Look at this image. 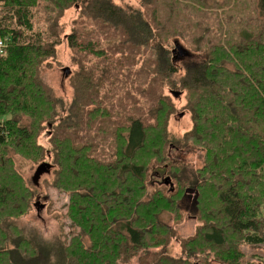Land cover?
<instances>
[{
	"label": "trees",
	"instance_id": "obj_1",
	"mask_svg": "<svg viewBox=\"0 0 264 264\" xmlns=\"http://www.w3.org/2000/svg\"><path fill=\"white\" fill-rule=\"evenodd\" d=\"M38 1L0 0V39H8V47L0 55V264H130L149 242L162 241L158 234L172 231L160 215L164 210H177V201L185 190L198 195L200 216L205 221L197 228L194 242L213 248L215 262L244 264L238 242L264 244V233L260 231L264 208V128L255 129L264 126V0H255L256 22L261 21L256 29H242L243 19L237 16L242 19L236 25L242 29L238 33L242 42L215 46V56L207 53L205 60H191L181 67L175 64L167 41L174 36H191L187 10L191 0H185L182 8L177 0H141L148 6L165 9L163 16H151L153 23L141 11L120 7L111 0H91L83 7L85 15L109 24L114 35L116 28L122 29V39L114 43L119 47L116 52L151 47L148 57L152 61L141 67L145 82L131 81L134 87H144L145 105L140 114V91L135 100L132 87L123 98L118 97L116 87H110L118 80L120 63L113 64L110 59L99 79L93 74L87 77L83 70H70L67 78L76 79L72 84L77 96L65 122L56 117L60 103L38 74L40 64L53 51L47 46L45 31L37 33L33 29L30 9ZM71 1L74 0H51L60 12ZM177 9L185 19L180 21ZM198 28L203 33L214 29L209 24H199ZM78 39L73 33L67 36L72 48L79 46ZM104 52L108 51L91 53L100 57ZM179 68L184 73L177 80ZM79 82L81 92L76 88ZM165 85L179 95L191 92L193 127L185 138L187 142L199 143L207 151L209 162L197 174L187 163L179 162V167L176 162L164 164L161 184L169 186L171 195L158 190L157 184L149 190L151 168L147 163L149 157L151 164L162 159L165 128L173 114V108L167 106ZM92 86L105 90L107 95L99 102L91 98ZM80 98L87 101L80 103ZM97 114L102 117L100 127L93 123L94 129L100 128L97 138L111 140L110 130L103 128L117 125L116 147L108 154L98 152L94 142L75 143L79 140L76 132L67 133L69 129L90 128L87 125ZM25 118L30 119L29 124ZM113 118L118 122H113ZM44 122L49 135H57L51 138L59 167L52 188L70 193L68 216L75 232L69 236L64 232L65 236L45 238L36 230L25 231L21 225L36 201L31 202L32 190L14 169L13 159L14 155L27 153L41 155L43 146H39L37 137L43 132ZM248 128H254L253 132ZM176 145L181 149L187 143ZM50 157L52 149L47 154ZM210 169L212 174L208 175ZM152 264L194 262L190 257L173 259L161 255Z\"/></svg>",
	"mask_w": 264,
	"mask_h": 264
},
{
	"label": "rangeland",
	"instance_id": "obj_2",
	"mask_svg": "<svg viewBox=\"0 0 264 264\" xmlns=\"http://www.w3.org/2000/svg\"><path fill=\"white\" fill-rule=\"evenodd\" d=\"M90 1L91 0L71 1L66 10L60 12L54 7L51 0H39L37 4L30 9L33 17L34 32L39 33L45 31L47 46L50 50H53L51 56L44 59L40 64V71L38 74L43 85L53 94L56 101L60 103L57 104L60 108L58 109V115H56V117L58 116L62 122L66 121L68 113L73 112L72 100L77 96L72 84L73 81L76 82V79H68L67 76L69 74L64 78V68H69L72 72H80L83 70L84 72L82 74H87V77L93 74V78L99 79L102 75V68L108 66L107 60L112 59L113 64L120 62L117 70L119 73L118 80H115L110 87H116L119 92L118 97L122 96V98L123 94L128 92L127 89L132 87L134 89L133 96L135 100H137L140 91L142 99V109L139 110L140 114L143 112V106L145 105L144 96L142 95L144 87L141 86L140 89L138 85L134 87L131 81H137L138 84L145 82L144 78L141 77V67H143L147 61H152L148 57V53L152 51L151 47L141 49L128 48L129 51L122 54L116 52L119 47L114 45V43L122 39V29L116 28V34L114 35V30L109 24L105 23L103 20L99 21L98 19H93L85 15L83 7ZM111 1L120 7L143 12V16L147 18L149 22H152L151 16L153 17L155 14L156 16H163L165 11V9L161 10V6L159 5H157V7L153 5L148 6L145 2L142 3L141 0ZM191 1L193 3L187 9L191 16V21L188 25L191 36L180 38L174 36L167 41V44L170 43L169 48H172L175 64L180 67L191 60H205L207 53L211 56H215V52L213 51L215 46L229 47L233 43L242 42L238 33L243 28H251V30L256 29L261 22H256L254 14L255 0ZM177 3L182 8L185 5V0H177ZM85 7L87 8V6ZM177 12L180 15V21L186 18L180 9H177ZM237 16H241L243 19L244 25L242 29L236 26L237 23H241L242 20L237 18ZM251 19H253V21H251ZM56 23H58L57 27ZM199 24H209L214 29L209 33H203L199 31ZM18 30H21V32L25 31L24 29ZM71 33L79 37V46L76 48H72L67 41V36ZM198 36H206L207 39L202 40L199 39ZM54 42L57 43L54 44ZM162 42L166 44L165 41ZM90 43L95 44V47L88 46ZM175 43L177 44L176 46ZM99 50H107L108 52L102 53L100 57L91 53L92 51L97 52ZM173 50H175V52H173ZM113 52H115V55L112 54ZM105 55L108 57L107 59L104 58ZM239 62L241 63V60ZM131 71L132 73L129 77ZM183 73L184 70L179 68L176 79L178 80ZM81 86V82H79L76 87L80 92ZM110 87H106V89ZM172 91L170 92L168 86L164 87V93L169 99L167 106L173 108V114L170 116L165 128L167 137L164 135L162 144L163 157L161 160H153L152 164L150 163L152 158L149 157L147 159V163L150 165L149 168H151L150 170L148 169V175L150 174L148 179L149 190L154 189V186L157 184L158 190L166 195H171L172 193L168 194L169 186L161 184L164 177V168H162L164 164L176 162L177 165L175 166L179 167V162L187 163V166H190V170L196 174L209 165L207 161V151L199 143L193 140L187 142L185 138L186 134L193 127L191 109H189L191 92L184 91L182 94L174 96ZM106 93L105 90H98V88L92 86L90 97L97 99L99 102L100 98L107 95ZM95 96H97V98H95ZM83 101L86 102L87 98H80V103ZM106 104L109 106L108 103ZM122 104H125V100L123 99ZM132 105L135 106L134 104ZM136 108L138 109V104ZM133 112L134 109L131 111V114ZM205 118H207L206 115ZM25 119L29 120L27 123L29 124L30 119ZM101 120L102 117L100 114H97L87 125V127L90 128L69 129L67 133L72 134L76 132L79 140L75 143L85 144L94 142L99 148L98 152L108 154L112 152L111 149L116 147L114 132L117 130V125L109 126L111 128H103L110 130L111 140L102 137L97 138L100 128H98V130H96V128L94 129L93 123L97 122L95 126L100 127ZM112 120L113 122H118V120L114 118ZM148 120L147 118V121ZM86 122L87 117L85 116V125ZM148 123L154 122L150 121ZM43 125V132L37 137V143L39 146H43V148L41 147V155L34 157L32 153H27L25 155L21 154V156L14 155L13 159L14 169L22 176L23 182H25V184L27 183L32 190L33 196L31 202L34 203L36 201L35 206L32 203L31 209L24 215L21 220V225L24 227L25 231L36 230L45 238H53L59 234L63 236H65V234L67 236L73 235L75 230L72 228L70 224L72 221L68 216L70 193L60 189L59 193L57 189L52 188L56 180L57 172L59 173V167L54 159L53 139L51 138L57 135L50 136L48 129H46L47 123L44 122ZM261 128H264V126L260 125L255 129L260 131ZM54 129L55 128H53V130ZM248 129L250 132H253L254 128ZM185 142L187 145L181 149L176 145V143L183 145ZM108 148H110V151ZM51 149L53 157L47 158V154ZM164 159L165 161H163ZM43 161L51 163L52 167L49 173H43L39 176L37 185H35L32 177L36 167ZM211 170L212 169L209 170L208 175L212 174ZM175 190L176 192L179 190L178 185L175 187ZM197 196L198 195H194L190 191L186 192L185 190L177 201V210L162 211L160 220L168 225L172 231L168 235L162 232V234H158V236L162 238V241L159 244H155V241L149 242V246L140 249L137 255L132 258L133 260L130 264H152L156 258L158 259L161 255H167L173 259L190 257L191 262L193 261L194 264H220V262L212 260L216 253L213 248L199 242H194L197 236V228L205 222L200 216L201 208ZM262 218L263 225L260 231L264 233V208L262 209ZM86 240V245H89L90 241L87 236ZM238 248L242 252V263L245 264V262L256 261V264H264V244L251 246L243 240H240L238 242ZM218 253L221 254L220 252Z\"/></svg>",
	"mask_w": 264,
	"mask_h": 264
},
{
	"label": "water",
	"instance_id": "obj_3",
	"mask_svg": "<svg viewBox=\"0 0 264 264\" xmlns=\"http://www.w3.org/2000/svg\"><path fill=\"white\" fill-rule=\"evenodd\" d=\"M177 44L175 43V46ZM178 49H181V48H178ZM173 52H175V50H173ZM63 71L65 72L66 75H68L70 73V70L69 68H64ZM172 94L174 96H178L179 93L178 92H175V91H172ZM52 167L51 163L47 162V161H43L41 162L35 169L34 171V174H33V177L32 179L34 180L35 182V185H37V179L39 178V176L43 173H49L50 171V168Z\"/></svg>",
	"mask_w": 264,
	"mask_h": 264
},
{
	"label": "built area",
	"instance_id": "obj_4",
	"mask_svg": "<svg viewBox=\"0 0 264 264\" xmlns=\"http://www.w3.org/2000/svg\"><path fill=\"white\" fill-rule=\"evenodd\" d=\"M7 47H8V39L7 38L0 39V55L5 52Z\"/></svg>",
	"mask_w": 264,
	"mask_h": 264
},
{
	"label": "bare ground",
	"instance_id": "obj_5",
	"mask_svg": "<svg viewBox=\"0 0 264 264\" xmlns=\"http://www.w3.org/2000/svg\"><path fill=\"white\" fill-rule=\"evenodd\" d=\"M165 86H167V85H165ZM73 101V100H72ZM189 113V112H188ZM190 114V113H189ZM172 115V114H171ZM140 118V117H139ZM129 119V118H128Z\"/></svg>",
	"mask_w": 264,
	"mask_h": 264
}]
</instances>
